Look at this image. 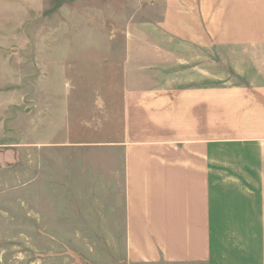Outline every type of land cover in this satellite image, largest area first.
Listing matches in <instances>:
<instances>
[{"label": "crops", "instance_id": "crops-1", "mask_svg": "<svg viewBox=\"0 0 264 264\" xmlns=\"http://www.w3.org/2000/svg\"><path fill=\"white\" fill-rule=\"evenodd\" d=\"M141 11L111 90L119 129L71 144L119 151L78 180L81 198L104 195L88 228L124 241L127 264H264V0H147Z\"/></svg>", "mask_w": 264, "mask_h": 264}, {"label": "rangeland", "instance_id": "rangeland-1", "mask_svg": "<svg viewBox=\"0 0 264 264\" xmlns=\"http://www.w3.org/2000/svg\"><path fill=\"white\" fill-rule=\"evenodd\" d=\"M145 2L0 1V13H23L15 25L0 17V43L10 45L0 47V264H127L124 241L88 228L104 195L96 203L77 192L85 188L78 180L94 177L105 159L113 166L119 151L71 144L119 129L111 90L125 29Z\"/></svg>", "mask_w": 264, "mask_h": 264}, {"label": "built area", "instance_id": "built-area-1", "mask_svg": "<svg viewBox=\"0 0 264 264\" xmlns=\"http://www.w3.org/2000/svg\"><path fill=\"white\" fill-rule=\"evenodd\" d=\"M142 1H147V0H142Z\"/></svg>", "mask_w": 264, "mask_h": 264}]
</instances>
